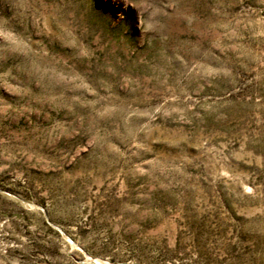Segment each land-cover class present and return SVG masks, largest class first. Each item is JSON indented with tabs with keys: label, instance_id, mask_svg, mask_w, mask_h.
<instances>
[{
	"label": "rangeland",
	"instance_id": "rangeland-1",
	"mask_svg": "<svg viewBox=\"0 0 264 264\" xmlns=\"http://www.w3.org/2000/svg\"><path fill=\"white\" fill-rule=\"evenodd\" d=\"M0 264H264V0H0Z\"/></svg>",
	"mask_w": 264,
	"mask_h": 264
}]
</instances>
